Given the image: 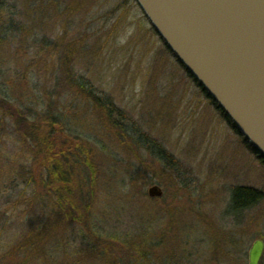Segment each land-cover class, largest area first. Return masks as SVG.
I'll return each instance as SVG.
<instances>
[{"label":"rangeland","instance_id":"rangeland-1","mask_svg":"<svg viewBox=\"0 0 264 264\" xmlns=\"http://www.w3.org/2000/svg\"><path fill=\"white\" fill-rule=\"evenodd\" d=\"M135 3L0 0V103L27 124L56 122L68 210L50 213L41 157L0 109V254L12 263L247 264L264 242V161ZM242 187L260 198L237 213Z\"/></svg>","mask_w":264,"mask_h":264},{"label":"water","instance_id":"water-1","mask_svg":"<svg viewBox=\"0 0 264 264\" xmlns=\"http://www.w3.org/2000/svg\"><path fill=\"white\" fill-rule=\"evenodd\" d=\"M176 59L264 160V0H135ZM159 197L158 186L148 188ZM255 240L248 264H259Z\"/></svg>","mask_w":264,"mask_h":264},{"label":"trees","instance_id":"trees-1","mask_svg":"<svg viewBox=\"0 0 264 264\" xmlns=\"http://www.w3.org/2000/svg\"><path fill=\"white\" fill-rule=\"evenodd\" d=\"M150 27L153 30V32L155 33V35L158 36V34H157V32H155L154 28L151 25H150ZM158 38L161 40V42L166 47V49L172 54L171 50L166 46L164 41L159 36H158ZM178 63L186 71L187 76L196 84V86L201 90V92H203L206 95V97H208L212 101V103L217 107V109L225 116L222 108L216 102H214L212 97L208 95V93L199 84V82L196 80V78L194 76H192L186 70V68L183 66V64L181 62L178 61ZM82 90L85 92V94L91 93V92L84 90V86H83ZM98 104L101 105V107H100L101 110H106L108 116L111 115V113L113 112L112 106H110V108H109L107 103H104V102L103 103L98 102ZM3 107L4 106L0 103V109H3L5 111L4 115L6 117H10V119L12 120L14 131L22 136V138H23L22 141L25 145L26 151L28 154H30L29 157L30 158L32 157L31 159H32L33 163L35 161H38L37 159L39 157H41L42 162L40 165V167H41L40 169H42V173H44V178H43V180H44L43 186L44 187H42L40 194H44V197L48 202L51 201L48 197L52 198V201H51L52 207H50V209H49L50 213L52 214V212H53L54 215H58V214L63 215L64 214L63 211H65V214L67 217L68 210L62 209L59 207V204L57 203L56 193H55V190L58 192L61 190L60 182H57V180H59V179L64 180L65 179L64 173H63V166L60 165V162L57 160L60 157V154L58 153L57 149L53 150V148H52L53 147V143H52L53 132L52 131H54L53 126L57 125V124H55L56 122H54V123L51 122V123H49V125H47V127H45V129H42L44 127L39 126V125H43L42 121H40L39 124H36L33 120V121H30L29 124H27L22 119L21 116L16 115V117H15L14 116L15 114H13L11 112L12 111L11 109L9 111ZM48 118H49V115L46 116V114H45L43 116V120L45 122L48 121ZM225 118L228 121H230L227 116H225ZM53 119H54V117H53ZM56 120H58L57 116H56ZM31 129L34 132V135H32L30 133ZM153 146H155V144H153ZM156 147H158V146H156ZM158 150H159V152L157 154V157L160 160H166L167 163L168 162L171 163V161H170L171 156L166 155V153H164V151L161 148H159ZM84 155H86V154H84ZM64 156H65V154H64ZM164 156H166V159L164 158ZM60 174H63V175H60ZM55 185H57V187H56L57 189L54 188ZM158 198H154V199L157 200ZM259 198H260V193H258V191H256V190L248 189V188H238V189L234 190V192H233L232 204H231L232 208L231 209L234 212L238 213L241 211V208H244L243 206H247V208L254 206V204L259 201ZM42 230L46 231L47 226H45V228H43ZM10 255L11 254H8L7 251L5 254H0V264H18L16 262L12 263V259L10 260Z\"/></svg>","mask_w":264,"mask_h":264},{"label":"flooded vegetation","instance_id":"flooded-vegetation-1","mask_svg":"<svg viewBox=\"0 0 264 264\" xmlns=\"http://www.w3.org/2000/svg\"><path fill=\"white\" fill-rule=\"evenodd\" d=\"M208 98V97H207ZM246 142V141H245ZM257 156V158L259 159V160H262V159H260V157L258 156V155H256ZM243 188V187H242ZM244 208H241V211H244V210H246L247 209V206H243ZM240 211V212H241Z\"/></svg>","mask_w":264,"mask_h":264},{"label":"bare ground","instance_id":"bare-ground-1","mask_svg":"<svg viewBox=\"0 0 264 264\" xmlns=\"http://www.w3.org/2000/svg\"><path fill=\"white\" fill-rule=\"evenodd\" d=\"M223 110V109H222Z\"/></svg>","mask_w":264,"mask_h":264}]
</instances>
